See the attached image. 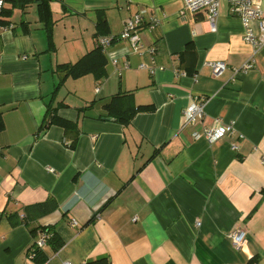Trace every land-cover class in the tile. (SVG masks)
Returning <instances> with one entry per match:
<instances>
[{
  "label": "crops",
  "instance_id": "1",
  "mask_svg": "<svg viewBox=\"0 0 264 264\" xmlns=\"http://www.w3.org/2000/svg\"><path fill=\"white\" fill-rule=\"evenodd\" d=\"M259 6L264 12V0ZM49 8L50 23L35 4L32 23L0 28V264H35L37 228L63 242L58 251L45 243L44 264H264V45L253 69L234 74L252 47L224 1L216 32L204 12L182 13V0H52ZM142 10L160 22L140 29L149 50L135 53L118 36ZM98 15L114 38L105 78L58 86L57 66L97 47ZM211 61L226 70L214 76ZM116 95L153 110L127 125L111 121L105 106ZM199 98L203 126L233 127L213 145L192 138L199 124L183 125L182 110ZM49 108L68 125H47ZM235 229L246 231L238 249L228 236Z\"/></svg>",
  "mask_w": 264,
  "mask_h": 264
},
{
  "label": "built area",
  "instance_id": "2",
  "mask_svg": "<svg viewBox=\"0 0 264 264\" xmlns=\"http://www.w3.org/2000/svg\"><path fill=\"white\" fill-rule=\"evenodd\" d=\"M183 12L188 14H197L204 12L206 16V23L209 27V31L216 32L217 19L219 15L220 3L226 2L229 13L240 19L243 26L242 39L244 42L252 47V53L247 61L239 69H234V74L239 72H247L255 66V55L259 51L262 45H264V12H262L259 6V0H182ZM5 4V0H0V11ZM146 12L144 10L129 17L124 25L123 30L119 34L118 39L128 41L135 53H141L144 50H149L145 47L140 39V29L147 27L148 29L155 28L160 19L157 16H149L146 20ZM114 40L112 37H99L97 43L105 50ZM207 65L210 67L214 76H218L226 70L227 65L221 61H211ZM139 68L147 69L150 73H154L152 68H146L141 65ZM206 102V98H199L194 100L188 106L182 110L183 125L195 126L199 124L202 129L201 132L195 131L192 133L193 139L200 137L204 138L209 145H213L218 140L222 139L227 134L233 133V127L231 124H220L215 121L212 126L205 127L202 125L203 121V108ZM232 150H236L237 146L232 144ZM72 225L75 226L76 222L72 221ZM196 225H199L196 224ZM234 248H240L246 240V231L243 229H235L228 235ZM47 240V235L38 233L35 243L36 247L43 248ZM33 257V253H28V259ZM62 264H72L70 262H63Z\"/></svg>",
  "mask_w": 264,
  "mask_h": 264
},
{
  "label": "trees",
  "instance_id": "3",
  "mask_svg": "<svg viewBox=\"0 0 264 264\" xmlns=\"http://www.w3.org/2000/svg\"><path fill=\"white\" fill-rule=\"evenodd\" d=\"M51 1L52 0H5V4L0 11V28L7 29L11 25V18L15 7L23 9L26 8L30 3H35L37 5V11L40 19L50 23V20H46L45 17H51V11L49 8V3ZM96 29V39L103 37L108 33V26L103 16L99 17L98 15ZM105 66L106 56L104 54V50L97 43V47L94 50L81 57L76 63L57 66V72L59 74L58 86L62 85V83L68 78L78 79L86 75H93L97 81L102 80L106 76ZM128 96L129 95H116L112 97L109 103L105 106L108 116L123 125L129 124L137 112L153 110L152 106L134 107L130 105L126 101ZM45 122L47 125L54 123H60L63 126L68 125L55 114V109L52 108L48 109L45 116ZM1 127L2 123H0V128ZM11 220L13 225L18 223L12 217ZM38 233L47 235L46 244L52 246L54 251H58L63 246V242L57 236L56 232L50 230L49 228H37L33 231L34 242L32 243L28 253H33L31 261H33L35 264H44L47 261V256L44 254L42 248L35 246ZM85 264H109V261L107 258H101L87 262Z\"/></svg>",
  "mask_w": 264,
  "mask_h": 264
},
{
  "label": "rangeland",
  "instance_id": "4",
  "mask_svg": "<svg viewBox=\"0 0 264 264\" xmlns=\"http://www.w3.org/2000/svg\"><path fill=\"white\" fill-rule=\"evenodd\" d=\"M8 7V6H7ZM36 17L35 15V4L30 3L24 10L21 8H14L13 14H12V21L16 24L19 25L21 21L24 20H29L32 23V19Z\"/></svg>",
  "mask_w": 264,
  "mask_h": 264
},
{
  "label": "water",
  "instance_id": "5",
  "mask_svg": "<svg viewBox=\"0 0 264 264\" xmlns=\"http://www.w3.org/2000/svg\"><path fill=\"white\" fill-rule=\"evenodd\" d=\"M109 120H111V121H114L115 119H113V118H110Z\"/></svg>",
  "mask_w": 264,
  "mask_h": 264
}]
</instances>
